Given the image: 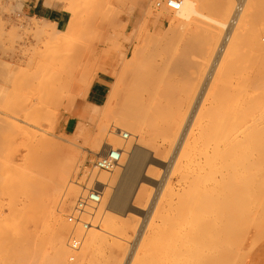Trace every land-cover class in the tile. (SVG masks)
Returning a JSON list of instances; mask_svg holds the SVG:
<instances>
[{"label": "rangeland", "instance_id": "1", "mask_svg": "<svg viewBox=\"0 0 264 264\" xmlns=\"http://www.w3.org/2000/svg\"><path fill=\"white\" fill-rule=\"evenodd\" d=\"M158 1L161 0H62L65 8L68 11L70 8V15H72L73 22L70 29L66 30V32H63V34H60L62 35V37L57 34H51L55 38V42L53 40V43H51L52 40L50 41V39L44 36L39 38L36 37L35 39V36L37 35H35L34 33V31H36V26H34V24L36 25L37 21L35 19H29L21 15V5L19 0H0V163L2 164H0V191L10 193L11 195H18L20 199H22V201L28 202V204L26 202L28 206L31 203V208L29 206V210L31 211V213H29V215L16 217L12 214L7 215L9 211L0 203V264H53V219L50 215L52 213L51 208L55 209V206H57L58 201L61 202V199L59 198L60 200L56 201L54 199L55 197H52L50 194H48V190L49 188H51L50 185H52L54 179L58 176V173L61 170L62 159H65L63 156H66L67 153H70V150H72V152L76 151L79 154V161H77L68 178L70 186L77 189L78 192L76 197L78 198L84 186V177L82 178L83 170L86 167L90 166L91 163H93L99 157L93 154V152L91 151L96 150L97 152L101 153V148L100 150H97L95 147V139L97 137L96 135H98L100 132V130H98L99 127L102 128L108 126L107 128L105 127V129H107V131H105V134H110V131H113L112 126L113 124H115L112 122L121 113L123 109L121 107H123L126 102H132V105H134L137 103V97H142V90H138L136 88L137 86L134 85L132 76H134L136 72H140L141 74L145 73L147 70H149L154 60L162 61V59H164L167 62L166 64H164V66H162L160 70L156 72L155 79L161 83L163 93H168L172 97H213V95L214 97H247L248 94L251 93L248 97H254L255 95L257 97L260 96L259 98L261 99L264 98V93L261 94V92L264 91V48H261L263 49V51L259 48H256L258 45L256 43H259V41L261 42L262 40L263 43H261L264 44V0H259V2L257 0L256 4L262 2V5L259 4L261 5L260 7L259 5H257L258 9L257 6H255L256 9L255 12H253V15L255 13V15L253 16L254 19L250 21L251 25H248V28L250 27V29H247L249 31L245 35L247 37L245 38L244 36V39L246 40L243 39L245 43L241 40L240 45H243H238V47H236V50L233 49L235 50V57L233 56L234 53L232 52V50L231 52L227 53L224 58H222L218 70H216L213 75L212 83L210 80L207 84L206 77L208 74L207 71L209 70V68L207 67H210L213 56L209 54L206 34L205 32H202L205 30L206 23H204L203 20L201 22V20L199 19H195V21L197 20L198 22H193L195 28L197 24H199L201 27L203 26L202 29L204 28V30H202L201 28V30L199 28H193L192 31L189 29H187V31H182L179 29L180 31L178 32L177 30L165 31V29H161L156 32L151 31L148 33L145 29V22H149L148 29L152 30L160 16H172V12L166 7H157ZM200 1L202 2V0ZM219 1L220 0H203L202 3L208 10L207 12V10L204 9L206 14L210 13L209 15L213 14V17H218V15L216 14L217 10L215 12V14L217 15L216 16L214 14L215 10L213 9H217V5L221 4L224 0L220 2ZM212 3L216 4V6H213ZM210 4L212 8L214 7L213 9L210 8ZM106 5L108 7H106ZM236 5L237 2H235L234 6ZM113 7H116L115 10L113 9ZM234 9L235 8L232 9V12L234 11ZM211 11H213V13ZM114 12L117 13L114 14ZM90 15L93 18L94 16H96L95 22L97 24L96 29H94L96 30L95 32L86 29V27L81 24L84 23L85 20L88 21L90 18L91 19L88 22H94V19H92ZM114 15L118 16V18L114 17ZM121 16L122 19L119 18ZM136 17L138 20L136 26L133 29V27L130 26L133 25L130 20L132 18L134 20V18ZM111 18H117L115 19V22H117L115 23ZM96 20H98V22ZM99 20L102 22H100ZM111 20L114 22V24H112L113 26L116 27L118 24L117 28L119 27L118 29L116 28L118 31V35L116 36H112L110 32V30L113 31V29L115 28L108 25L112 22ZM107 21L109 23H107ZM118 22H123L124 25L123 23L120 24ZM98 23L102 25V28H104L103 30L100 29L101 25H98ZM104 23L105 27H103ZM86 24L87 23L85 22V25ZM29 26L31 27V29ZM106 27L108 28L107 30H110L107 31ZM47 30L49 33H53L51 27H48ZM58 37L60 40L58 39ZM135 37L137 39L141 38V49L138 55L140 56V59H135L133 55V49L137 45V43L134 42L137 41ZM221 40L218 43L219 45L221 44ZM130 41L134 42V46L132 47L133 49H131V51L127 52V46ZM251 42L253 43V46ZM254 42L256 46L254 45ZM239 47H241V49ZM47 50H51V55L49 56L50 58L45 57L48 56V53L46 54ZM256 50H261V52L258 51V53ZM223 65L225 66V69L223 68ZM229 65L231 68L229 67ZM222 70L224 72L220 73V71ZM205 72L207 73L205 74ZM203 74L205 75V77ZM216 74L218 77L216 76ZM100 79H104L107 82V86L103 97H101L97 103L99 107H96L90 104L91 100L88 97V91L92 88L94 83ZM256 86L258 88H256ZM259 86L261 87L259 88ZM113 92H116L115 97H117V99L116 102L111 105L112 102H110V96ZM258 92L259 95H256L258 94ZM214 93H216V95ZM258 101L256 100V106H258V109H260L262 106L259 105L263 104V102L260 104L261 100ZM242 103L245 105V107L243 104H241L242 109L240 108V105L238 109L236 108L237 110L233 109L234 112L232 109H229L231 112L229 111V113H225L226 117H230L228 119L233 118L234 120L239 119L240 121L235 120L238 123L246 120L248 117L247 113L249 114L250 111L248 112L249 108L246 109V103ZM243 107L247 111L243 109ZM209 108L210 107L207 106L205 110L202 111V114L205 112L204 115L206 116L205 117L203 115V117L205 118L204 122H202L203 120L200 119L198 121L199 126L197 125L198 127L196 126V129L194 128V132L196 133L195 137H197V139L199 138L200 131H202L203 128L200 122L205 125L207 124L208 120V122H211L212 118L214 119V117L212 116H214V112L216 110L214 111V109ZM261 110L263 111V109ZM108 111H111V114L107 113ZM115 112H117V114ZM112 113H115L116 115L114 114V116ZM261 113V111L256 112L257 119L259 120L260 116L263 114ZM241 114L244 116V118ZM109 115L110 118H108ZM112 115L115 117V119ZM262 116L264 117V114ZM21 120H25L27 123H23ZM261 121L262 119L260 120V122ZM263 122L264 118L262 124H264ZM106 123H109V125ZM262 124L260 123L259 125L264 128V125ZM261 126L258 127L260 128ZM259 128H257L258 131L260 130V133H257L259 135H257V137H259L257 142H259V140L263 138H260V134H262L261 131L264 133L263 129ZM125 133H127L129 137L127 139H124L123 136H120L121 138L117 137L119 139V142L114 143L113 149H122L124 151L128 148L127 145H129L133 140V131L130 128L126 127L124 129V134ZM261 140H263L262 145L260 144L262 143ZM261 140L260 143H256L254 147H251L249 144H247V142H243V144L240 145L241 148L238 147L239 150L237 149V147H229L225 150V153H223V162L226 161L224 162L225 165L229 160L232 165L240 164L241 161L244 160V156L245 158L250 157V159L246 158V160H248V162L251 161V163L249 162L248 164V162H244L246 163V165L243 163L240 164V166L248 167L245 168L246 170L243 169L241 173L242 175L238 176L237 178H230L229 181H231L230 185H234L233 187L237 186V182L239 183L238 187H235L236 191L240 192L238 191L240 188V190H244L241 191L242 193L238 194L240 198L243 199L245 197V200L247 202L249 201L248 203H246L251 208L253 207V201L249 200L251 197L248 195H251V193L255 194V190H258L260 186L259 183H261L262 181L264 182V178H262L261 176V181L259 179L260 177L258 176L261 175V171L264 169H261L260 167H264V153L262 154V152H264V138ZM9 142L11 145L8 144ZM199 145L200 144H198V146ZM243 145L245 147H243ZM20 146L25 147V149L20 148ZM34 147L36 148L34 149ZM244 148H246L247 152L246 150H241ZM254 148L257 151H255ZM61 149L63 153L62 155H60L59 153L55 154L57 153V151H61ZM197 149H194L192 153L190 151L189 159H182V165L180 164V162H177L178 164L176 165L179 166L180 164L182 167L175 166L176 168L174 167V169L170 171L167 176L164 170H161L159 167L156 168L157 171H155V173L151 176L160 181L165 179V185L163 187L164 189L162 188L161 191H158L157 188L151 186V184L149 183H141L142 186L147 190L148 199H152L156 194H158V211L156 210L155 217V219L157 220H155L156 223L154 224V229L157 232L155 231L154 239L148 243V252H142L143 254L141 253L140 255L141 258H143L142 264L178 263L176 260H174L176 258H174L175 239L170 240L171 235L169 236V231L170 234L174 235L176 230L174 228L176 227L175 223L173 224L174 219H172L174 218V215L176 213L174 208H172L173 211L168 209L171 208L169 207V202L173 200L178 202V195H176L177 193L183 194H181V200L183 201L184 205H189L192 197L195 198L194 191H196V183L198 184L199 181L197 180L196 175H199V169H201L200 159H198L199 155H197ZM249 149L250 151L252 149V151L254 152L251 151L249 153ZM18 150L20 151V154H18V156H15V158H17L16 160H13L14 155L15 153H18ZM229 152L231 153L230 155H228ZM238 152L240 154H243V160L241 161L239 159L241 155L239 157H236L238 156ZM255 152H258L259 155L261 153L262 156H257L258 153ZM252 153L254 157L256 156L260 159H258L259 163L257 159L251 155ZM245 154H247V156ZM248 154L250 155L248 156ZM227 155L230 156L232 160L227 157ZM251 156L254 158V160L251 159ZM48 159L54 160V163L52 164L53 166H49L50 168L47 164V162L50 161ZM195 159L198 160L196 161ZM236 159L239 160L237 161ZM41 162L42 164H40ZM15 164L17 166H15ZM183 164H188V167L187 165L185 167ZM247 164L253 168L249 167ZM45 166H47V168ZM250 169L254 172L257 171V177L259 178H256V173H254ZM187 170L190 171L188 172ZM2 171H4V175ZM244 171L246 173H244ZM249 171L253 173H249ZM263 172L264 171H262V175ZM189 173L192 175V177ZM247 174L249 175L247 176L248 178L251 176L252 182H256V180H259V182L257 183L259 186H257L255 182H253L254 184L252 182H249V179L247 177H243ZM101 175L103 177H101ZM105 175L106 177L108 176L112 178L113 172H96V180L100 179L101 177L104 180L102 181V183L105 182L106 184L111 185V187L112 185L114 186V181H105ZM253 177H255L256 179H254ZM101 180L99 182H101ZM186 180H191V182L193 180V185ZM234 180L237 181L235 182ZM244 180H246V182ZM227 181L228 179L225 183V189L228 188L227 192H229L230 194L233 193L232 195L234 196V202L237 192H234V188V190L231 189L232 186L230 187L228 185L229 182ZM248 182L250 184L252 183L251 186L254 185V187L252 186L253 189H255L254 192L251 190V186L248 185ZM194 184L196 186H194ZM187 185L189 186L187 187ZM193 186L196 187L194 188V190L190 188H193ZM255 186H257V188ZM189 188L192 192H189ZM237 188L239 189L237 190ZM245 191H248V194H246ZM189 193L191 194L188 195ZM241 195H244V197ZM189 196H191V198H189ZM26 197L31 198L25 200ZM77 198H75V201L77 200ZM186 198H189L190 200L185 201ZM240 198H238L237 195V199ZM56 199H58V197ZM239 201L241 202L242 200H235L234 202L238 203L237 207H239L240 205ZM230 202L231 203L228 204L229 210H227L231 213H234V211H236L237 213L238 209L234 207L236 206V204H234V206H231L233 205L232 200ZM74 205L75 203L73 204V206ZM104 206H102L103 208H101V214H98L97 216L99 219L97 218V221L95 223L97 224L96 229L100 227L104 228V223H102L103 221L101 220L103 219L102 216L107 213L106 205ZM147 206L148 205H146L145 207ZM20 208H23L22 204L20 205ZM46 208L47 213L45 212ZM232 208L233 210H231ZM70 211L72 212V210ZM2 212H5L7 217L4 215V218V216L1 215ZM43 213L47 215L48 213L50 214L46 217V215H44ZM69 214L71 213L66 212L63 216V221L65 220L64 223H66L67 227L70 228L68 230L69 235H67V237H69L66 239V245L71 234L74 231L75 234L78 235H81L82 233L80 227L74 229V226L70 227L72 226V224L69 225V223H67V215ZM165 214H167L169 217L166 218ZM163 215L165 216L163 217ZM171 215L173 216L171 217ZM29 216H31V218H34L36 222L40 220L42 223V225L40 226L41 223L38 221L35 226L37 227V229L35 228V233L31 234L29 232L32 231L33 228H30L31 224L30 220H28ZM130 217L131 219L138 220V225L142 221L140 217L134 216L131 213L128 217H126V219H130ZM166 219L170 221H164ZM262 219H264V217ZM37 224L41 227V229ZM38 228L40 229V232ZM168 228H170V230ZM42 229L46 231H41ZM48 229L52 230H49L48 232ZM235 233L236 234L234 242L235 246H237L238 251L236 256L239 258V254L242 251V248L239 246L242 245L240 244L242 243V241L239 239V235H237V229ZM114 234L118 237L123 236L119 232H115ZM165 235H168V237H166ZM81 236H86L85 231H83ZM171 237L172 239L175 238L174 236ZM126 238L128 239V237ZM115 239L119 240L116 237L112 238L111 240L113 241ZM111 240L110 242L112 243ZM251 242L252 241H250V244H248L249 249H247L248 247L246 248L248 251L245 250L246 254H250V252L253 250L251 248ZM124 244L127 245L126 243ZM257 244H255V246ZM68 255V258H70L71 253L69 252ZM75 255L78 257V253H75ZM76 256L74 261H70L67 258V262L70 261V263L68 262L69 264H76ZM100 256L101 257L94 259L95 261H90L91 263L89 264H104L105 262L103 261H105L106 258L104 259V257L102 258V255ZM186 258L189 257L184 256V260ZM246 259H248V257ZM191 261L193 262V264H197L194 259ZM234 261L235 257L232 258V264L235 263Z\"/></svg>", "mask_w": 264, "mask_h": 264}, {"label": "bare ground", "instance_id": "2", "mask_svg": "<svg viewBox=\"0 0 264 264\" xmlns=\"http://www.w3.org/2000/svg\"><path fill=\"white\" fill-rule=\"evenodd\" d=\"M220 1H222V0H220ZM202 2H203V0H202ZM202 2L200 0H181L180 9L177 11H172L166 7L168 10H170L172 12V16L171 15L160 16L157 20V23H155V26L153 27L152 30L148 29L149 22H145V29H146V32H148V33L151 31L156 32V31H159L161 29H165V31L166 30H168V31H172V30L176 31L177 30L178 32L180 30H182V31L186 30L187 31V29L192 31V29L195 28L193 22H196L198 19L201 20V22L203 20L204 23H206L205 30H204V28L202 29L203 26L201 27L199 24H197L196 28H199V29L201 28L202 30H204L202 32H205V34H206V38H207V42H208V48H209L208 49L209 54L211 56H213L210 67L209 66L207 67V68H209V70L207 71L208 74L206 77V84H207L210 80L212 83L213 75L216 72V70H218L219 65L221 64L220 62H221L222 58H224L225 55H227V53L231 52L233 49L236 50V47H238V45H240V41L241 40L243 41L244 36L249 32L247 29H250V27L248 28V25L251 23L250 21H252L254 19L253 16L255 15V13L253 15V12H255V9H256L255 6L261 4L262 2L256 4L257 0H224L221 4L217 5L218 6L217 9H213L214 7L212 8V6L210 4V6H211L210 8L215 10L214 14L217 10L216 14L218 15V17L212 16L213 11H211L212 15H209L210 13L206 14V12L204 11V9H206V7H204ZM235 2H237L236 6H234ZM258 2H259V0H258ZM205 4H206V2H205ZM214 5L216 6V4H213V6ZM261 5H259V7ZM106 7H108V6L106 5ZM115 8L116 7H113L114 10H115ZM233 8H235V9L232 12ZM257 9H258V6H257ZM69 12L71 13L70 8H69ZM207 12H208V10H207ZM115 13H117V12H114V14ZM126 13H127V11H126ZM70 16L71 17L69 18L68 24L64 30H57L55 27L56 25H54L48 21H43V20L37 21L36 20L37 22L36 21L35 22L37 24L36 25L34 24V26H36L35 27L36 31H34V33L37 36H35V39H36V37L39 38V37L44 36V37H47L48 39H50V41L52 40L51 43H53V40L55 42V38L51 34L60 35V34H63V32H66V30L70 29L72 22H73L72 15H70ZM122 16L119 18L122 19ZM95 17L96 16H94V18L92 17V19H94L93 20L94 22H88L91 18L90 19L86 18V19H89L88 21L85 20V22L87 24L85 25L84 20H83L84 23H81V24H83L86 27V29H88L90 31L92 30L93 32H95L96 30H94V29H96V24H97L95 22V19H96ZM114 17L118 18V16H115V15H114ZM117 18H111V19H113L115 22V19H117ZM195 19H197V20L195 21ZM137 20H138L137 17L134 18V20H133V18L130 20V22L133 23V25H130L131 27H133V29L137 24ZM96 21L98 22V20H96ZM100 22H102V21H100ZM112 22L109 23L107 21V23H109L108 25H110V27L113 26L112 24H114V22L113 23ZM118 23H120V22H118ZM122 23H120V24H122ZM83 25H82V27H83ZM98 25H101V24L98 23ZM104 25H105V23L103 24V27H105ZM123 25H124V23H123ZM31 26H32V24H31ZM117 26H118V24H117ZM117 26L116 27L113 26V27H115L113 29V31H111L109 29L112 36L118 35L117 29L119 27L117 28ZM48 27L52 28L53 33L48 32V30H47ZM100 27H101L100 29H102V30L104 29V28H102V25ZM30 29H31V27H30ZM107 29L108 28L106 27V30ZM97 30H98V28H97ZM109 30H107V31H109ZM172 33H174V32H172ZM193 33H195V32H193ZM165 34H166V32H165ZM175 34H177V33H175ZM60 36L62 37V35H60ZM250 36H252V35H250ZM59 37H58V39H59ZM164 37H165V35H164ZM246 37L247 36H245V38ZM221 38H222V40H221ZM41 39H39V40H41ZM44 40H46V39H44ZM220 40H221V44L219 45L218 43L220 42ZM244 40H246V39H244ZM134 42L137 43V45L133 49L132 47L134 46ZM134 42L130 41L128 43V46H127L128 51L127 50L126 51L129 52V51H131V49H133V55H134L135 59L136 58L140 59V56H138V55H139L140 49H141V47H140L141 46L140 45L141 44V38H138L137 41H134ZM255 42H254V45H255ZM261 42H262V40H261ZM261 42L259 41V43H256V44H258L256 48H259V49L264 48V44H262L263 42L262 43ZM218 45H219V47H218ZM242 45L243 44H241L240 46H242ZM252 46H253V43H252ZM38 47H39V45H38ZM239 48L241 49V47H239ZM235 50H233L232 52L234 53ZM261 50L263 51V49H261ZM261 50H258V51L261 52ZM47 51H49V52H47ZM47 51H46V54L48 53L47 54L48 56H45L46 58L51 55V52H50L51 50H47ZM160 51H162V50H160ZM235 55L236 54L234 53L233 56L235 57ZM48 59H46V60H48ZM206 61H208V60H206ZM166 63L167 62L164 59H162V61L161 60L160 61L154 60L151 64L149 70H147L145 73L141 74L140 72H136L134 74V76H132L133 77L132 81H133L134 85L137 86L136 88L138 90H142V94H141L142 97H137L138 98L137 103L134 105H132V102H126V104L123 105V107H121L123 109H122L121 113L118 115V117H116V119L114 116L117 114L118 111L115 112L116 114L112 113L113 115L115 114L114 116L113 115L112 116L114 117V119L116 121L114 120L115 122L114 121L112 122L115 124H113V126H112L113 131H110V134H105V131H107V129H105L106 126L102 127V128L99 127V129H98V130H100V132L98 135H96L97 137L95 139V147L97 150H100V148H101V153L97 152L96 150L91 151V152H93V154H95L97 156H100L101 154H104V153L108 152L109 150L113 149L114 143L119 142V139L117 137H119V138H121L120 136L124 137V129L126 127L130 128L133 131V133H132L133 140L131 141V143L129 145H127L128 148L123 151L121 166L112 171L113 172L112 178L108 177V176L106 177V175L104 176V178L106 179L105 180L106 182H107V180H108V182H110V180H112V181H114V184H115L114 186L112 185V187H111V185L106 184L105 182L103 183V184L108 185V187L104 188V196H103L102 202L100 204L99 210L96 213L97 214L96 217L98 216V214H101L100 212L102 211V209H101V208H103L102 206L106 205L107 213L105 214V212H104L105 215L102 216L103 219H101L103 221L102 223H104V228L100 227V228L96 229V226H94L88 230H84L81 226H78V225H77V227H75L76 225L70 226V227L74 226V229L80 227L81 232L83 233V231H85V233H86V236H84V237L82 236V238H81L82 243H81V246L79 247V249L77 251L70 250L69 241L66 245V239L69 237V236L67 237V235H69L68 230L70 228H68L66 223H64L65 220L63 221V216L65 215L66 212L72 213L70 210L73 211L72 208H74V206H75V205L73 206V204L74 203L76 204V201H77V200L75 201V198H77L76 196H77L78 191H77V189H75V187L73 188L72 186H70V183L68 182V178H69L72 170L74 169L77 161H79L78 160L79 154L76 151L72 152V150H70L71 151V152L69 151L70 153H67L66 156H63L65 159H62L61 170L59 171L58 176L54 179L52 185H50L51 188H49V190H48V194H50L52 197H55L54 199L56 201L61 199V202L58 201L57 206H55V209L51 208L52 213L50 212L51 213L50 216L53 219V223H52L53 242L51 241L53 243V245H52L53 246L52 250H53V255H54L53 256V264H69L70 261L75 260V256H76L75 253H78V257L76 256L77 257L76 264H89V263H91L90 261H92V260L95 261L94 259L101 257L100 255H102V258L103 257H104V259L106 258V260L103 261V262H105L104 264H142L143 258H141L140 255L142 252H145V253L148 252V250H149L148 243L150 241H152L154 239V236H155L156 230L154 229L155 228L154 224L156 223L155 220H157V219H155V217H156V210H157L158 194H156L152 199H148L147 198L148 197L147 196L148 195L147 190L142 186L141 183H149V184H151V186H154L155 188H157L158 191H161L165 185V179L160 181V180L153 178V176H151L152 174L155 173V171H157L156 168L159 167L161 170H164V172L166 173V176H167L169 174V172L174 169L175 166L180 167L182 165L181 161L183 158L189 159L190 151L192 153V151L194 149H197V148H198L197 149V151H198L197 155H199L198 159H200L201 169L198 168L200 170L199 175L197 174L198 176L195 174L197 180L200 181V182L198 181V184L196 183L197 180H196V182H194L197 185L196 186L194 184V186L197 187V189H195L196 191H194L195 198L192 197V199L190 200L189 198H191V196H189V198L188 199L186 198V200H185V201L190 200V202L188 201L189 205H187V204L184 205L183 201L181 200V194L182 193H177L176 195H178V197H177L178 202L173 200V201L169 202L170 206L168 205L169 207H171L168 209L172 210V208H174L175 213H176L174 215V218H172V219H174V221L170 219L173 215H171V217L168 218L171 221H173V224L175 223V226H176V227H174L176 229L174 235L170 234V231H169V236L171 235V236L175 237L172 239V237L170 236V238H171L170 240L175 239L174 240V250H175L174 258L176 257L177 259L175 258L174 260H176L178 262L177 264H186V262H187V264H193V262L191 261L193 259H194V261L197 262V264H232V258L235 257V261H234L235 263L234 264H246V262L248 260L246 258L250 254L249 253L246 254L245 250L249 249L248 244H250V241H252L251 242V245H252L251 248L253 249L255 244H257L259 241L264 239V219H262L264 217V215H263L264 214V182L262 181V178H264L263 177L264 172L262 175V171H264V169H263L264 167L260 166L261 169H263L261 171V175H258L260 178L257 177V171L254 172L253 170L250 169L251 171L256 173V178H259L262 181V182L260 181L261 183H259L260 186L257 184L259 182V180H256V182L253 181L256 183L257 186H259L258 190L256 189L257 191L255 189H253L254 185H252L253 187L251 186V184L253 183L251 181V179H252L251 176L249 178L247 177V176H249L248 174L246 176H243L244 178L247 177L249 179V180L247 179L249 182H252L251 184L248 182L249 183L248 185L251 186V190L253 192L255 190V194L251 193V195L250 194L248 195L251 197L250 199L249 198L248 199L253 201V203H252L253 207L251 208L249 205H247V203L249 201L247 202L245 200V197H244L245 194L241 195L244 197L243 199L240 198V196H239V194L242 193L241 191H244V190H240L241 188L240 189L237 188V190L239 189L238 191H240V192L236 191L235 187H238L239 183L237 182L238 183V184L236 183L237 186L233 187L234 185H230L231 181H229L230 178H235V177L237 178L238 176L242 175L241 173H242L243 169L246 170L245 168H248L245 166L246 163H244V162H248V160H246L247 157L245 158V156H244V160H243V158H242L243 154H240L239 153L240 151L237 153L238 156H236V157H239L241 155V157L239 159H240V161L243 160V161H241V163L245 164L244 165L245 167L240 166L241 163L232 165L230 160L229 161L227 160L228 161L227 164H231V165H227V164L225 165L224 162H226V161L223 162V155H224L223 153H225V150L227 148L237 147V149L239 150V148H241L240 145H242L243 142H247V144H249L251 147H254L256 145V143L257 144L260 143V140L264 138V136H263L264 133L261 131L262 134H260V138L261 137H263V138H261L259 140V142H257L259 139V137H257V135L260 133V130L258 131L257 128H259L258 126H261L259 124L260 123L262 124V121L264 118L262 116L264 114V101H263L264 98L261 99V98H259L260 96L257 97L255 95H254V97H248L249 94H251V93H249V94L247 93L248 94L247 97H214V95H213V97H172L168 93H163L162 88H161V83L155 79L156 72L158 70H160L162 68V66H164V64H166ZM224 63H226V62H224ZM172 64H174V63H172ZM174 65H176V64H174ZM207 65H209V64H207ZM229 67H230V65H229ZM207 68H206V70H207ZM223 68L225 69V66ZM206 70H204V71H206ZM228 70H229V68H228ZM207 72H205V74ZM221 72H224V71L222 70V71H220V73ZM216 76H217V74H216ZM204 77H205V75H204ZM260 87L261 86H259V88ZM256 88H258V87L256 86ZM259 92L256 95H259ZM263 93H264V91L261 92V94H263ZM214 94L216 95V93H214ZM115 96H116V92H113L110 96V102H112L111 105L116 102L117 97H115ZM256 100L257 101L261 100L260 104L263 102V104H261V105L258 104L259 106H262L263 108L259 107L260 109H258V106H256ZM242 102L246 103V109L249 108L248 112L250 111L249 114L247 113V116H248L247 119L244 120L243 119L244 116L242 114H241L243 116L242 119L244 121L241 123L236 122L235 120H237V119H235V120L233 118L228 119L230 117H226L225 113H229V111L231 109L232 110L233 109L235 110L236 108L238 109V107H240V105L243 104ZM207 106H209L210 108L214 109V111L215 110L216 111L215 112L212 111V112H214V116H212V117H214V119L212 118L211 122H208L209 121L208 120L207 124L203 125L202 122H204V119H205L203 117V115L205 112L202 114V111L205 110V108ZM244 107H245V105H244ZM244 107H243V109H245ZM240 108L242 109V105ZM241 109H239V110H241ZM261 109H263V111ZM234 110H233V112H234ZM259 110L263 113V114L261 113L262 115L260 114L261 115L260 120L262 119L261 122L259 119H257L258 113L256 115V112H260ZM111 111H108L107 113L111 114L110 113ZM207 112H206V114H207ZM232 114H234V113H232ZM108 118H110V115ZM200 119L203 120L202 122H200V124H202L203 128H202V131H200L199 138L197 139V137H195L196 133L194 131L196 129L195 127L199 124L198 121ZM21 121L23 123H27L25 120H21ZM108 122H109V120H108ZM205 122H206V120H205ZM106 124L109 125V123H106ZM28 125H30V124H28ZM262 125H264V124H262ZM24 126H26V125H24ZM260 128H262V126ZM262 129L264 131V128H262ZM108 130H109V128H108ZM262 141L263 140H261V142ZM8 144H10V142ZM40 144H41V142H40ZM198 144H200V145L198 146ZM260 144L262 145L263 142ZM22 146H20V148L25 149V147H22ZM27 146H29V145H27ZM45 146H47V145H45ZM243 147H245V146L243 145ZM20 148H19V150H20ZM35 148L36 147H34V149ZM258 149H260V148H258ZM19 150H18V153L14 152L15 155H14L13 160L17 159V158H15V156H18V154H20ZM241 150L244 151V150H246V148L241 149ZM254 150H255V148H254ZM251 151H252V149H251ZM251 151L249 149V153ZM255 151H257V150H255ZM246 152H247V150H246ZM252 152H254V151H252ZM258 152H255V153H258ZM58 153L60 155H62L63 154L62 149H61V151L60 150L57 151V153H55V154H58ZM263 153L264 152H262V154ZM193 154H194V152H193ZM230 154L231 153L229 152L228 155H230ZM228 155H227V157H229L231 159V157ZM245 155L247 156V154H245ZM249 155L250 154H248V156ZM251 155L254 157L253 153ZM258 155H259V153L257 154V156ZM260 155H261V153H260ZM252 156H251L252 160H254V158H256L258 161L259 158H257L256 156L253 158ZM247 159H250V157ZM48 160H50V159H48ZM1 162H2V158H1ZM46 162H45V165H46ZM177 162H180L181 165L179 164V166H177L176 165V164H178ZM249 162L251 163V161H249ZM249 162H248V164H249ZM9 163H11V162H9ZM53 163H54L53 159L48 161L47 162L48 167L51 166ZM237 163H239V162H237ZM255 163H256V161H255ZM258 163H259V161H258ZM3 164H4V162H3ZM40 164H42V162ZM233 164H234V162H233ZM186 165L188 167V164H186ZM186 165H184V166L186 167ZM12 166H14V165H12ZM15 166H17V165L15 164ZM45 167L47 168V166H45ZM249 167H251V166H249ZM3 168H5V167H3ZM251 168H253V167H251ZM4 171H2V173ZM253 172L249 171V173H253ZM190 173H192V172H190ZM244 173H246V172L244 171ZM259 173H260V171H259ZM3 175H4V173H3ZM95 176L96 175L94 174V176H92L91 178H87V179L83 178L84 179L83 183L86 185V187H90L93 183L94 184L95 183H102V181H104L101 178V177H103L102 175H101L100 179H98V180H96ZM261 176H262V178H261ZM191 177H192V175H191ZM187 178H188V175H187ZM244 178H242V179H244ZM253 178L256 179L255 177H253ZM168 179H169V177H168ZM227 179H228L227 182H229L228 185L230 187L232 186L231 189H233V188L235 189L234 192L235 193L237 192L238 198H240V199H237V195H235L236 196L235 200H242L241 202L239 201V203H240L239 207H237L238 203H234L235 200L233 202V198H234V196L232 195L233 193L231 192L232 194H230L229 192H227L228 188L225 189L226 188L225 183H226ZM100 180H101V182H99ZM186 181H188V180H186ZM234 181L236 182L237 180H234ZM244 181L246 182V180H244ZM188 182L190 184H192L193 180H192V182H191V180ZM186 184H188V183H186ZM188 186L189 185H187V187ZM194 186H193V188L192 187H190V188L194 190V188H196ZM257 186H255V187L257 188ZM191 189L189 190V192H192ZM82 191H83V189H82ZM82 191H81V193H82ZM245 192H246V194H248L247 193L248 191H245ZM245 192H243V193H245ZM190 194L191 193H189L188 195H190ZM194 194H192V195H194ZM253 195H254V197H253ZM57 197H58V199H56ZM159 197H160V195H159ZM252 197H253V199H252ZM28 198H31V197H28ZM28 198L26 197L25 200H28ZM246 199H247V197H246ZM231 200L233 203V205H231V206H234V204H236V206H234V207H236L239 210V212H238V210H237V213H236V211H234V213H231L228 211L229 210L228 204L231 203L230 202ZM159 201H161V200H159ZM26 202L22 201V199H20V197L18 195H11L10 193L0 191V203H1V205H3V207L7 208V210L9 211V213L7 215L12 214L15 217L16 216L29 215V213H31V211L29 210L31 208V206H30L31 203L29 202L30 203V205H29L30 208H29V206L27 205L28 202H27V204H26ZM21 204L23 205L22 209L20 208ZM140 205H142V206H140ZM146 205H148V206L145 207ZM32 206H33V204H32ZM168 209H167V211H168ZM231 210H233V208ZM46 211H47V208H46L45 212ZM50 213H48V215L44 214V213L43 214L46 215V217H47V216H49ZM130 213L133 214L134 216L140 217L142 219V221L140 222L139 225H138V220H136V219H131V217H130V219H126V217H128ZM1 215L2 216L5 215L7 217L5 212H2ZM165 215H166V218L169 217L167 214H165ZM165 215H163V217ZM5 216H4V218H5ZM168 219H166L164 221H167ZM28 220H30V224H31L30 228H33L32 231H30L29 233L30 234L35 233V230L37 229V227H35L36 223L38 221L41 223V221L38 220L36 222V220L34 218H31V216H29ZM170 220H168V221H170ZM40 223H38V224H40ZM67 223H69V222L67 221ZM41 225H42V223L40 224V226ZM69 225H70V223H69ZM43 226H44V224H43ZM40 229H41V227H40ZM40 229H39V232H40ZM44 229H45V227H44ZM44 229H42L41 231H46ZM168 229L170 230V228H168ZM236 229H237V235H239L238 237L242 241V243H240L242 245L239 246L242 248L241 249L242 251L240 250L241 252L239 254V258L236 256L238 251H237V246H235V242H234ZM49 230L50 229H48L47 231L49 232ZM114 231L116 233L117 232L121 233L123 236L122 237L116 236L114 234L115 233ZM48 232H46V233H48ZM74 233H75V231H74ZM82 233H81V235H82ZM254 234H255V236H254ZM111 237L112 238L116 237L119 240L115 239L112 241ZM126 237H128V239ZM166 237H168V235ZM69 240H70V238H69ZM110 240L112 241V243L110 242ZM168 242H169V239H168ZM124 243H126L127 245H125ZM171 244H172V242H171ZM171 244H169V245H171ZM238 250H239V248H238ZM166 251H167V249H166ZM69 252L71 253L70 258H68ZM184 256L185 257L188 256L189 258H186L184 260ZM72 257H73V260H72ZM67 258L70 260V261H68L69 263L67 262ZM182 261H184V262H182ZM97 262H98V260H97ZM99 263H100V260H99ZM174 263H175V261H174ZM251 263L253 264V262H251Z\"/></svg>", "mask_w": 264, "mask_h": 264}, {"label": "built area", "instance_id": "3", "mask_svg": "<svg viewBox=\"0 0 264 264\" xmlns=\"http://www.w3.org/2000/svg\"><path fill=\"white\" fill-rule=\"evenodd\" d=\"M181 0H161L158 1L157 7H167L172 11L180 9ZM129 135L124 134V139H127ZM123 150L111 149L103 155L99 156L90 166L83 170L82 178H91L96 175V172H112L114 169L121 166ZM108 185L103 183H93L90 187H86L84 184L83 191L79 195L76 204L71 214L67 216V220L70 224L81 226L84 230H88L94 226L97 228L96 213L99 210L100 204L104 196V188ZM81 235H76L74 232L70 236L69 248L72 251H77L81 246ZM73 260V257H72Z\"/></svg>", "mask_w": 264, "mask_h": 264}, {"label": "crops", "instance_id": "4", "mask_svg": "<svg viewBox=\"0 0 264 264\" xmlns=\"http://www.w3.org/2000/svg\"><path fill=\"white\" fill-rule=\"evenodd\" d=\"M21 5V15L35 20L48 21L56 25L57 30H64L70 18V12L66 10L62 0H19ZM107 82L100 79L90 86L88 97L91 105L99 107L97 104L105 93ZM109 93V92H108ZM108 97V95H107ZM250 262V263H249ZM264 264V239L261 240L251 251L246 264Z\"/></svg>", "mask_w": 264, "mask_h": 264}]
</instances>
